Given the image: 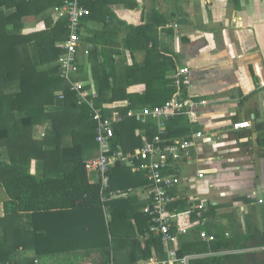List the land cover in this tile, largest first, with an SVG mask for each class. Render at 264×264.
Returning <instances> with one entry per match:
<instances>
[{
    "label": "trees",
    "instance_id": "16d2710c",
    "mask_svg": "<svg viewBox=\"0 0 264 264\" xmlns=\"http://www.w3.org/2000/svg\"><path fill=\"white\" fill-rule=\"evenodd\" d=\"M65 1L0 0V193L4 190L8 197L5 215L0 217V264H36L47 255L69 257L95 251L101 253L102 264H139L155 256L165 259L161 236L150 231L152 217L144 212L152 203L147 196L151 181L145 171L135 170L136 160H120L110 168L107 195L129 194L109 199L106 219L100 175L92 172L98 178L91 182L86 167L88 160L100 154L98 120L90 103L80 102L72 87L81 84L98 94L96 107L114 131L112 150L122 148L128 153L158 136L166 143L192 136L184 116L166 120L161 134L152 116L144 120L138 114L176 96L187 97L189 84L175 83L179 69L175 71L158 39L145 37L152 23L129 25L109 7L128 4L126 0H81L90 14L79 26L76 70L63 76L59 59L67 53L64 43L70 21L56 9ZM29 19L35 22L32 28H27ZM162 25L168 23L164 20L155 29ZM143 49L147 53L140 57ZM126 51L132 63H126ZM129 111L134 115L129 116ZM175 165L164 175H177ZM175 186L170 189V211L195 205L186 199L173 201L180 195ZM216 208L209 203L210 220L179 236L178 257L193 255L189 264H264V225L248 219L246 230L232 225L227 235L226 228L214 220ZM22 213L31 214L30 226H25ZM55 224L64 225V245L57 244L59 237L52 233L54 239L48 230ZM201 230L213 239L204 241ZM30 250H35V257L22 255ZM117 252L127 260H120Z\"/></svg>",
    "mask_w": 264,
    "mask_h": 264
},
{
    "label": "crops",
    "instance_id": "0c3cea01",
    "mask_svg": "<svg viewBox=\"0 0 264 264\" xmlns=\"http://www.w3.org/2000/svg\"><path fill=\"white\" fill-rule=\"evenodd\" d=\"M126 1L128 4H109L119 20L133 26L152 23V31L145 37L159 40L162 52L176 65L175 71L189 67L187 97L193 102L179 116L187 118L192 134L201 131L212 138L198 139L188 160L175 165L178 174L190 179L175 186L180 195L173 201L214 205V220L226 228L227 235H231L232 225L246 230L248 219L262 227L264 202L258 200L264 198V128H259L264 123V0ZM164 20L168 26L155 29ZM34 26L29 19L27 28ZM126 34L127 30L120 37ZM143 53L147 49L139 56ZM124 57L127 64L132 63L127 51ZM247 120L251 121L248 128L232 127L236 121ZM199 171L205 172L203 178L197 177ZM97 178L91 173V182ZM0 196V217H4L8 197L4 190ZM246 198L251 202H245ZM22 218L30 226L31 214L22 213ZM62 228L63 224H55L48 230L59 237L57 244L64 245L61 234L66 231ZM119 252L118 258L127 260ZM22 255L32 258L36 252L23 251ZM36 264H102V255L99 251L69 257L47 255Z\"/></svg>",
    "mask_w": 264,
    "mask_h": 264
},
{
    "label": "built area",
    "instance_id": "2783aa9c",
    "mask_svg": "<svg viewBox=\"0 0 264 264\" xmlns=\"http://www.w3.org/2000/svg\"><path fill=\"white\" fill-rule=\"evenodd\" d=\"M56 13L67 15L69 18L70 34L68 40L64 43L67 53L60 57L62 75L68 77L70 72L76 70L74 63L75 54L78 51L80 44L79 26L84 17L90 14V10L85 7L81 0H66L64 4L56 9ZM190 84V69L189 67H181L175 74V83ZM72 89L79 93L80 102L87 101L95 111V118L98 120L97 141L100 145L99 156L90 159L86 163L89 173L95 172L100 175L102 189L101 200L103 209L107 218L110 213L106 207L110 198L127 197V192H110L107 195L109 188L110 168L122 160H136L135 170L145 171L148 179L151 181L150 190L147 196L152 197V203L144 208V212L152 217L150 231L161 236L164 251L167 254L165 259H160L157 256L152 257L147 261H141L140 264H189L193 255H188L183 258L178 257L179 236L187 233L192 229L199 228L208 221L207 210L208 204L197 203L184 211H170L169 204L171 202L170 189L182 181H188L189 177H183L177 174L173 177L164 175V170L169 168L171 164L188 160L191 156V148L196 145L198 139L203 141L211 140V137L204 136L203 132H194L189 139L175 140L172 143H166L159 136L155 137L152 143L145 142L142 147L136 148L134 152L125 153L122 148L115 151L112 150L110 138L114 135L113 128L107 121H103L101 109L96 107L95 100L98 94L93 89H84L81 84L73 85ZM63 95L60 96L62 98ZM189 97L179 99L177 96L162 106L153 108H144L139 114V117L152 116L160 127V133H164L165 121L175 116L188 112V103H192ZM134 112L129 111V116H133ZM251 126V121H236L232 127L236 130L248 128ZM205 176L204 171H199L198 178ZM259 203L264 202L261 197ZM196 218H193V215ZM201 237L204 241L213 239V235H209L205 230H201Z\"/></svg>",
    "mask_w": 264,
    "mask_h": 264
},
{
    "label": "rangeland",
    "instance_id": "374dc122",
    "mask_svg": "<svg viewBox=\"0 0 264 264\" xmlns=\"http://www.w3.org/2000/svg\"><path fill=\"white\" fill-rule=\"evenodd\" d=\"M190 169H193V167H191Z\"/></svg>",
    "mask_w": 264,
    "mask_h": 264
}]
</instances>
